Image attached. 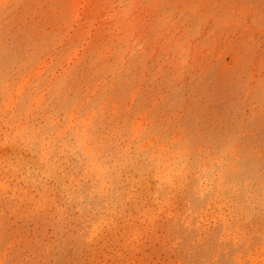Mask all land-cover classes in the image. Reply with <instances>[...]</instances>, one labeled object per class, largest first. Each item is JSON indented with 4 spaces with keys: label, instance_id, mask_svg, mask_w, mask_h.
Listing matches in <instances>:
<instances>
[{
    "label": "rangeland",
    "instance_id": "1",
    "mask_svg": "<svg viewBox=\"0 0 264 264\" xmlns=\"http://www.w3.org/2000/svg\"><path fill=\"white\" fill-rule=\"evenodd\" d=\"M0 46V264H264V0H0Z\"/></svg>",
    "mask_w": 264,
    "mask_h": 264
},
{
    "label": "bare ground",
    "instance_id": "2",
    "mask_svg": "<svg viewBox=\"0 0 264 264\" xmlns=\"http://www.w3.org/2000/svg\"><path fill=\"white\" fill-rule=\"evenodd\" d=\"M3 1V0H2ZM7 1V0H6ZM3 3H5V2H3ZM137 6V5H136ZM4 44V43H3ZM5 45V44H4ZM2 46V45H1ZM0 46V47H1ZM4 47V46H3ZM6 47V46H5ZM2 48V47H1ZM5 49V48H4ZM4 49H2V50H4ZM4 52V51H3ZM6 53H8V52H5V54ZM76 54H77V52H75ZM1 54H2V51H1ZM0 54V55H1ZM4 55V54H3ZM2 56V55H1ZM0 56V59L1 58H3L4 56H2L1 57ZM55 56H56V54H55ZM77 56H79L78 54H77ZM76 57V56H75ZM48 61V60H47ZM50 62V61H49ZM45 63V62H44ZM46 64V63H45ZM44 64V65H45ZM48 64V66H49V64L50 63H47ZM3 66V65H2ZM41 67H43V66H41ZM4 68V67H3ZM3 68L0 66V77L3 75V73H4V70H3ZM48 68V67H47ZM44 69V68H43ZM8 75H9V73H7ZM32 76V75H31ZM11 78V77H10ZM25 78V77H24ZM27 78V77H26ZM60 78V77H59ZM13 79V78H12ZM23 79V78H22ZM32 80V79H31ZM24 81H25V79H24ZM23 83V82H22ZM26 83V82H25ZM25 83H23L22 84V88L24 89V86H25ZM11 84V83H10ZM10 84H9V81L5 84V87L7 88V90H5V94H7V92L9 91L8 89H9V87H10ZM28 85V84H27ZM30 85V84H29ZM31 86V85H30ZM26 87V86H25ZM45 94H46V92H45ZM136 94V93H135ZM44 95V94H43ZM46 98V97H45ZM136 98V97H135ZM41 99H42V95H41ZM47 99V98H46ZM43 100V99H42ZM133 100H134V98H133ZM45 103V102H44ZM133 103V102H132ZM153 125V124H152ZM152 136H153V134H152ZM154 141V140H153ZM29 142H31V143H33V144H35V145H38L39 143L38 142H35L34 140H33V137L32 136H30V139H29ZM49 153V152H48ZM189 154V153H188ZM55 156V155H54ZM155 158L157 157V156H154ZM170 157V156H169ZM168 158V157H167ZM174 158V157H173ZM42 159H44L46 162H48L46 159H45V157H43L42 156ZM164 159V158H163ZM166 159V158H165ZM176 160L177 159H175V160H172V159H169L168 158V160L167 161H165V164H163L164 165V168H163V166H162V169H164L165 171L163 172L165 175V177H166V175H168V174H170V173H173L174 171H177L178 170V165L179 164H177L176 163ZM179 160H177V162H178ZM46 162H44V161H42L41 162V166H44L46 169H47V171H48V173L50 174V173H52V172H54L53 170H55V168H51L50 167V165L49 164H47ZM157 168H159V167H157ZM53 169V170H52ZM55 174V173H54ZM173 175V174H172ZM177 175V174H176ZM48 176V175H47ZM54 177H55V175H54ZM159 177V176H158ZM170 177V176H169ZM172 177V176H171ZM160 178V177H159ZM162 178V177H161ZM50 179V178H49ZM55 180V179H54ZM164 183H165V181H164ZM164 183H163V181H162V184L164 185ZM56 184V183H55ZM105 185V184H104Z\"/></svg>",
    "mask_w": 264,
    "mask_h": 264
}]
</instances>
